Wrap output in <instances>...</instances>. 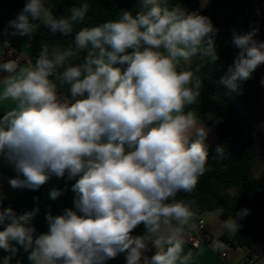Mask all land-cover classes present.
Listing matches in <instances>:
<instances>
[{
	"label": "clouds",
	"instance_id": "clouds-1",
	"mask_svg": "<svg viewBox=\"0 0 264 264\" xmlns=\"http://www.w3.org/2000/svg\"><path fill=\"white\" fill-rule=\"evenodd\" d=\"M89 7L56 16L45 0H26L9 21L14 36L31 37L41 24L71 41L42 44L28 66L0 57V103L12 105L0 115V162L16 174L7 182L36 191L66 178L74 197L62 214L49 206L48 230L37 234L38 203L18 214L3 207L0 190V249L7 253L0 262L12 264L23 249L30 264H107L122 253L126 264H193L198 253L185 243L199 209L177 194L194 192L206 172L212 129L205 121L215 114L202 122L191 106L202 95L200 67L220 59L219 30L201 11L171 0H140L135 12L122 9L77 30ZM258 32L233 30L234 61L220 79L232 92L242 94L264 65ZM64 191L53 187L49 198ZM247 214L221 222L229 237ZM140 225L143 234L133 235Z\"/></svg>",
	"mask_w": 264,
	"mask_h": 264
},
{
	"label": "trees",
	"instance_id": "trees-1",
	"mask_svg": "<svg viewBox=\"0 0 264 264\" xmlns=\"http://www.w3.org/2000/svg\"><path fill=\"white\" fill-rule=\"evenodd\" d=\"M255 0H207L199 7L195 0H171L179 3L186 10L201 11L209 16L218 28V35L226 31L234 19L244 15ZM56 16L68 14L72 6L83 2L89 4V12L77 30L92 27L107 20L117 18L122 9L136 11L140 0H45ZM26 0H0V28L24 7ZM251 27L259 29L258 39L264 40V7L254 12L250 21L241 32ZM71 37L51 33L46 27L38 24L36 32L30 39L32 63L38 56L40 46L66 47ZM231 41V40H230ZM228 42L217 46L220 59L214 64H205L197 73L202 82V95L197 105L191 106L201 121L204 115L214 113L215 120L205 121L207 126L215 125L217 142L209 145L206 172L192 193H178L177 199L195 200L198 214L218 212L221 219L235 217L242 209L248 214L239 221V232L229 237L223 231L222 240L233 247H246L249 257L264 258V132L255 131V125L264 120V65L260 66L252 79L243 85L242 94L232 92L220 83L221 76L234 61L235 49ZM193 62L191 70L197 68ZM62 91L67 92V88ZM0 115H3L0 112ZM218 145L224 148V155L217 156ZM259 163L263 170L254 174L255 165ZM7 203L3 202V207Z\"/></svg>",
	"mask_w": 264,
	"mask_h": 264
},
{
	"label": "crops",
	"instance_id": "crops-1",
	"mask_svg": "<svg viewBox=\"0 0 264 264\" xmlns=\"http://www.w3.org/2000/svg\"><path fill=\"white\" fill-rule=\"evenodd\" d=\"M1 13V8H0ZM16 17L13 16L10 20ZM9 20V21H10ZM9 21L7 24L9 25ZM30 39L28 36H14L13 42L16 49L19 51L21 60L17 62L21 66H28L30 62L32 63V52L30 47ZM0 57L4 60L11 59L4 55V46H3V37L0 32ZM12 107L10 102L0 103V112L4 113L7 110H10ZM212 131L209 134L207 143L209 145H213L217 142V136L215 134V125L209 126ZM16 174L13 169L8 166L6 163L0 162V190L3 191L5 199L4 201L7 203L6 207L11 206L18 214H22L24 211H31L34 207L38 206L40 208V212L33 220V224L37 229V234L40 232H46L48 230V226L45 221V214L49 211L52 212L53 215L62 214L65 208L73 207V197L74 193L71 191V184L74 181H67L65 179H56L53 177L48 184L41 187L39 190H20V189H12L7 182L9 177H14ZM56 187L60 189H65L63 195H61L56 200H51L49 198V191L51 188ZM35 197H38V202L34 200ZM5 207V208H6ZM206 221L207 226L213 231L215 234L220 235L224 230L221 226V219L218 215V212H210L203 214ZM144 232L143 225L138 226L133 235H142ZM192 250L194 253H198L195 257L193 264H246L247 256L249 254V250L246 247H235L230 250L229 256L227 259L220 258L215 252H213L209 247L203 245L198 249H193L190 245L185 243V251ZM151 255V253H148ZM7 255L2 249H0V256ZM126 254H120L115 259L109 260L107 264H126L125 260ZM28 253L24 252L23 249H20L18 255L13 258L12 264H17V261H20V264H30L27 259ZM2 264V262H0ZM254 264H264V258L256 259Z\"/></svg>",
	"mask_w": 264,
	"mask_h": 264
},
{
	"label": "built area",
	"instance_id": "built-area-1",
	"mask_svg": "<svg viewBox=\"0 0 264 264\" xmlns=\"http://www.w3.org/2000/svg\"><path fill=\"white\" fill-rule=\"evenodd\" d=\"M12 31L13 30L8 26V24H5L0 28V32L3 37L4 55L12 58L16 62H19L21 60V56L14 45L13 35L11 34ZM195 223V230L189 233L186 240L190 247L193 249H198L205 245L215 252L220 258L227 259L230 250L234 249L235 247H233L231 243L224 242L220 235L215 234L210 230L203 214L197 215ZM214 242L217 244H222L223 247H213ZM255 261V257H249L248 255L246 264H254Z\"/></svg>",
	"mask_w": 264,
	"mask_h": 264
},
{
	"label": "rangeland",
	"instance_id": "rangeland-1",
	"mask_svg": "<svg viewBox=\"0 0 264 264\" xmlns=\"http://www.w3.org/2000/svg\"><path fill=\"white\" fill-rule=\"evenodd\" d=\"M195 2L199 7H202V3L204 6L207 0H195ZM263 7H264V0L252 1L246 10V13L234 19V21L229 26V28L217 36V40H216L217 46H225L231 40L233 30L241 32L243 27L250 21L252 14ZM254 128L255 131L264 132V120L256 124ZM262 170H263L262 165L257 163L254 168V174L259 175L262 172Z\"/></svg>",
	"mask_w": 264,
	"mask_h": 264
}]
</instances>
